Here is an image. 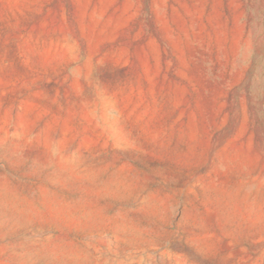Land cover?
I'll return each instance as SVG.
<instances>
[{"label":"rangeland","instance_id":"obj_1","mask_svg":"<svg viewBox=\"0 0 264 264\" xmlns=\"http://www.w3.org/2000/svg\"><path fill=\"white\" fill-rule=\"evenodd\" d=\"M0 264H264V0H0Z\"/></svg>","mask_w":264,"mask_h":264}]
</instances>
